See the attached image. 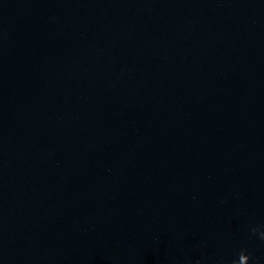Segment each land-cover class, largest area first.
Wrapping results in <instances>:
<instances>
[{"label":"water","instance_id":"95a60500","mask_svg":"<svg viewBox=\"0 0 264 264\" xmlns=\"http://www.w3.org/2000/svg\"><path fill=\"white\" fill-rule=\"evenodd\" d=\"M0 264H264V0H0Z\"/></svg>","mask_w":264,"mask_h":264}]
</instances>
